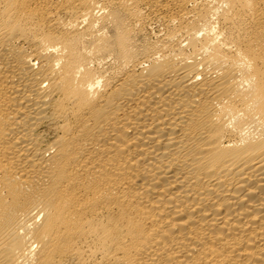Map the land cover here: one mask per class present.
<instances>
[{
    "label": "bare ground",
    "instance_id": "1",
    "mask_svg": "<svg viewBox=\"0 0 264 264\" xmlns=\"http://www.w3.org/2000/svg\"><path fill=\"white\" fill-rule=\"evenodd\" d=\"M0 264H264V0H0Z\"/></svg>",
    "mask_w": 264,
    "mask_h": 264
}]
</instances>
